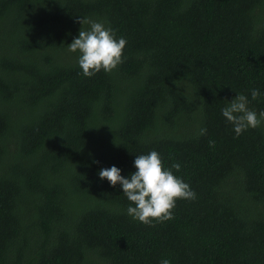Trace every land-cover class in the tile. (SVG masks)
Returning a JSON list of instances; mask_svg holds the SVG:
<instances>
[{
  "label": "trees",
  "instance_id": "obj_1",
  "mask_svg": "<svg viewBox=\"0 0 264 264\" xmlns=\"http://www.w3.org/2000/svg\"><path fill=\"white\" fill-rule=\"evenodd\" d=\"M82 17L126 39L111 73L68 50ZM238 93L264 111V0H0V264H264V123L236 136ZM153 150L196 199L149 226L98 173Z\"/></svg>",
  "mask_w": 264,
  "mask_h": 264
},
{
  "label": "clouds",
  "instance_id": "obj_2",
  "mask_svg": "<svg viewBox=\"0 0 264 264\" xmlns=\"http://www.w3.org/2000/svg\"><path fill=\"white\" fill-rule=\"evenodd\" d=\"M77 22L90 27L80 29L78 37L68 45V50L79 52L78 63L85 77H93L102 70L111 73L123 63V52L127 44L125 38L117 39L114 30L106 27L104 22L85 17ZM259 96L258 89L251 90L252 100ZM248 103V97L238 93L222 109L223 117L234 126L237 137L249 128L255 129L264 123V111L257 114L248 107ZM206 134L207 129L202 128L200 135ZM209 143L210 146L214 145L213 141ZM134 165L136 171L131 173L130 178L121 175V169L116 166L102 168L98 173L111 186H122L123 195L130 202L127 214L134 220L149 226H154V221L163 223L172 220L177 200L196 199V193L190 185L172 171L180 170L179 163H173L171 168L165 169L160 154L153 150L148 154L136 155ZM160 264H171V261L163 259Z\"/></svg>",
  "mask_w": 264,
  "mask_h": 264
}]
</instances>
